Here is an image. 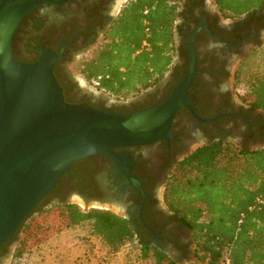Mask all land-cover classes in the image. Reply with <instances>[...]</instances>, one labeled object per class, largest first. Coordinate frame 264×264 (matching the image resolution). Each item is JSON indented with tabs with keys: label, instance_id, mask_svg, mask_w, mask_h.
<instances>
[{
	"label": "flooded vegetation",
	"instance_id": "obj_1",
	"mask_svg": "<svg viewBox=\"0 0 264 264\" xmlns=\"http://www.w3.org/2000/svg\"><path fill=\"white\" fill-rule=\"evenodd\" d=\"M125 1L66 0L39 4L15 29L11 39L12 56L19 62L34 63L46 51L57 55L52 73L66 102L119 112L125 105L124 112H132L163 102L188 74V39L194 34L192 45L197 55V72L188 91L190 105L199 117H215V120L198 121L187 107H181L174 116L167 141L116 149L128 153L133 162L131 173L141 181L142 188L131 185L108 157L88 155L72 163L57 179L52 188L56 191L42 207L60 200L74 203L75 195L90 208H97L90 205L92 202L108 205L109 208L100 209L127 218L145 240L162 244L171 254L179 255V246L189 241V237L185 231L175 228L163 199L167 179L176 164L195 149L217 140L250 150L264 148V108L247 103L236 82L241 63L264 39V11L254 16L226 18L213 0H182V13L174 34L176 57L172 67L147 90L132 99L114 103L103 93L88 89L85 84L89 83L84 77L82 84L72 67L102 41ZM112 207L118 212L111 210ZM15 233L11 241L0 245V264H9L13 257L18 243Z\"/></svg>",
	"mask_w": 264,
	"mask_h": 264
},
{
	"label": "trees",
	"instance_id": "obj_2",
	"mask_svg": "<svg viewBox=\"0 0 264 264\" xmlns=\"http://www.w3.org/2000/svg\"><path fill=\"white\" fill-rule=\"evenodd\" d=\"M181 1L127 0L102 41L72 70L117 100L147 90L174 63V34L182 13ZM213 2L226 18L264 11V0ZM262 45L263 41L250 57ZM248 62L246 58L239 67L237 86ZM245 85L241 97L264 108V76H249ZM125 107L121 113H130L124 112ZM55 191L52 189L40 201L15 233L14 238L19 240L15 258L32 251L41 258L45 251L78 237L89 242L93 264H110L107 256L115 252L123 255L125 264H183L184 260L190 261L191 255L208 264H223L225 259L230 264H264V148L250 150L217 140L195 149L176 164L167 179L163 199L175 228L189 237L182 247L177 244L181 248L179 255L171 254L162 244L145 240L127 218L108 209L83 210L67 200L42 207ZM51 214L59 225L63 223L62 228L32 246L30 223ZM34 225L39 230H50L49 223ZM83 225H87V234L70 232ZM95 240L104 253L96 249Z\"/></svg>",
	"mask_w": 264,
	"mask_h": 264
},
{
	"label": "water",
	"instance_id": "obj_3",
	"mask_svg": "<svg viewBox=\"0 0 264 264\" xmlns=\"http://www.w3.org/2000/svg\"><path fill=\"white\" fill-rule=\"evenodd\" d=\"M65 1L0 2V245L11 241L21 223L78 159L104 155L131 185L142 188L131 173L133 162L128 153L116 149L167 141L181 107H187L198 121L215 120L199 117L190 105L188 91L197 72L194 34L188 39L189 72L160 104L124 114L66 102L52 73L57 55L46 51L38 61L23 63L11 53V39L25 15L39 4ZM73 200L83 204L76 195ZM90 205L109 208L98 202Z\"/></svg>",
	"mask_w": 264,
	"mask_h": 264
},
{
	"label": "rangeland",
	"instance_id": "obj_4",
	"mask_svg": "<svg viewBox=\"0 0 264 264\" xmlns=\"http://www.w3.org/2000/svg\"><path fill=\"white\" fill-rule=\"evenodd\" d=\"M125 2H123V4ZM251 55H252V53H250L249 56H247V58H249V62L246 65V68L244 70V75L240 78L241 80H240L239 86H237L241 90V92L246 90L247 86L245 84H246V81H247L249 76H254V75L264 76V39H263L262 47L257 49L252 57H250ZM73 72H74L75 76L79 79V81L82 84H84V81H83L80 73H78L74 69H73ZM85 85L88 89L93 90L95 93H103L102 91L98 90L97 88H95L91 84H85ZM103 95L105 97H108L107 99H109L110 101H113L114 103H120V101H125V100H117L116 98L110 96L107 93H103ZM128 99H132V98H128ZM160 196H161V194H160ZM73 202L76 203V205H78L83 210H87L88 208H90L89 205L84 206L83 204H80L75 200ZM115 211L118 212V210H115ZM38 222L41 224L49 223L50 230L45 231L43 229H40V230L36 229V226L34 224H37ZM58 223H59L58 219L55 217L54 214L53 215L52 214L51 215H45V216L39 217L38 219L33 220L30 223L31 224V231L33 232V235H34L31 242H30V243H32L31 245L32 246L35 245L40 240L50 236L52 233L61 229L63 226V223H61L60 225ZM70 232L78 233L80 235L87 234L88 228H87V225H83V226L76 228L75 230L72 229ZM20 237H22V233L19 234V239H20ZM76 238L77 239H74L72 241L71 245L64 247L63 252H61L62 254H64L67 257H75L76 256V258L72 259L70 262H67L66 259H64L65 261L61 262V261H57L58 255H56V259L54 260L55 261L54 264H92L93 263V260L91 258H89L90 255L87 252L89 250L87 242H83L81 238H78V237H76ZM18 242H19V240H18ZM94 243H95L96 249L98 251H100L101 253L105 252V249L101 248V246L98 244L97 240H95ZM31 245H29V246H31ZM192 248H193V245H192ZM14 253H13V255H14ZM39 259L40 258H38L36 253H33V251H32L31 253L25 254L21 258H15L13 256L10 259L9 264H40ZM58 259H60V258H58ZM107 260L110 264H125L124 257L120 252L119 253L115 252L112 255L107 256ZM183 264H208V262H207V260H205V261L198 260L197 258H195L194 256L191 255L190 261L184 260Z\"/></svg>",
	"mask_w": 264,
	"mask_h": 264
},
{
	"label": "crops",
	"instance_id": "obj_5",
	"mask_svg": "<svg viewBox=\"0 0 264 264\" xmlns=\"http://www.w3.org/2000/svg\"><path fill=\"white\" fill-rule=\"evenodd\" d=\"M74 239H77V238L75 237V238H71L69 240H65L64 242H62L60 245H58L57 247H55L51 251H45V253L43 251L44 256H42L39 259L40 260V264H54L55 263L54 260L56 259V255H58V258H60V259L57 258V261H61V262L65 261L64 259H66L67 262H70L72 259L76 258V256L75 257H67V256H65L64 254L61 253V252H63V248L66 247V246L71 245L72 244V241ZM82 241L83 242H87V241H85L83 239H82ZM87 244H88V249H89L87 252L90 255L89 258L92 259L91 253H90L91 252V249L89 247L90 246L89 245V242H87ZM117 253H119V252H117Z\"/></svg>",
	"mask_w": 264,
	"mask_h": 264
},
{
	"label": "built area",
	"instance_id": "obj_6",
	"mask_svg": "<svg viewBox=\"0 0 264 264\" xmlns=\"http://www.w3.org/2000/svg\"><path fill=\"white\" fill-rule=\"evenodd\" d=\"M94 84H97V82L95 81ZM223 264H230V261L229 259H225L224 263Z\"/></svg>",
	"mask_w": 264,
	"mask_h": 264
}]
</instances>
